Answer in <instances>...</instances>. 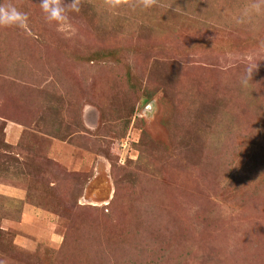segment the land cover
I'll list each match as a JSON object with an SVG mask.
<instances>
[{
  "label": "rangeland",
  "instance_id": "1",
  "mask_svg": "<svg viewBox=\"0 0 264 264\" xmlns=\"http://www.w3.org/2000/svg\"><path fill=\"white\" fill-rule=\"evenodd\" d=\"M255 2L0 0V264H264Z\"/></svg>",
  "mask_w": 264,
  "mask_h": 264
},
{
  "label": "clouds",
  "instance_id": "2",
  "mask_svg": "<svg viewBox=\"0 0 264 264\" xmlns=\"http://www.w3.org/2000/svg\"><path fill=\"white\" fill-rule=\"evenodd\" d=\"M152 0H144V6H150ZM39 6L44 13L45 20L49 23L61 24L68 20L69 12L79 13L80 0H40ZM264 6V0H257L251 8L245 9L235 18L236 24H244L250 20L253 11L259 13ZM28 15L18 10L11 3H0V27H19L26 28ZM257 69V62L254 65L246 67L240 78V85L247 88L252 81V74Z\"/></svg>",
  "mask_w": 264,
  "mask_h": 264
}]
</instances>
